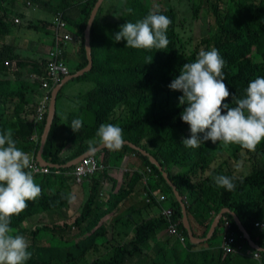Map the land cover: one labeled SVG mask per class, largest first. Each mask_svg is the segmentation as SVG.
<instances>
[{
    "label": "clouds",
    "instance_id": "1",
    "mask_svg": "<svg viewBox=\"0 0 264 264\" xmlns=\"http://www.w3.org/2000/svg\"><path fill=\"white\" fill-rule=\"evenodd\" d=\"M10 1L20 8L19 15L25 18L26 10L36 11L35 16L44 12L38 11L35 7L42 3H33L30 0ZM198 1L191 6L192 0H148L147 3L153 12H149L141 20L131 22L126 15L123 20L115 21L117 25L114 28V42L124 40L125 47L148 50L147 53L150 54L146 58L148 63H151L153 58L157 64L165 67L166 84L163 88L165 91L153 93L151 112L153 116H149V129L124 134L125 127L124 129L122 127L124 125L116 121L114 116L111 117L99 126L97 138L88 143L92 151L64 166L73 167L69 173H63L62 166H54L43 157L54 120L47 140L43 141V138L49 125L55 89L89 67L88 61L85 69L76 72L79 65H75L73 73L72 68L70 69L71 62L68 61L70 55L80 54L78 49H81V39L68 30L69 27L75 29L77 27L71 25L66 18L74 20L80 16L73 17L64 12L52 15L45 12L51 20L46 22V27L36 31L37 35L32 36L35 40L26 39V35L19 32L21 27L19 18L10 16L6 23L0 22V58L7 54L11 56L10 59L0 62L1 70L5 73L0 79L20 82L26 87L25 96L21 95V98L14 102L11 99L3 101L0 105V264H43V258L50 246V241L47 240L49 235L56 239V243H68L73 247L83 244V237L87 238L88 235L81 234L76 222L88 212V201L97 192L99 197L93 205L98 211L97 217L105 216L111 211L113 213L103 221L104 226L99 223L95 227L94 232L101 231V236L95 243L98 249L85 255L87 264L116 258V252L121 246L136 240L138 229L144 222L161 219L165 221L163 229L141 247V251L126 264H158L156 258L162 252L165 256L162 264L170 262L175 264V261H180L179 257L183 256L187 249L191 250L184 233L185 230L188 234L186 225L190 229L191 238L189 234L188 237L192 246H199L201 249V246L213 238L224 215L222 211L213 221L207 237L199 239L202 236L200 234L206 231V227L197 223L188 212V208L199 196L207 177L224 162L229 161L224 159L216 166L215 155L228 147H237L229 156L232 159L228 172L214 177L218 190L223 187L227 191H234L236 188L234 180L240 182L253 171H264V155L257 153L264 144V76L257 77L248 84L245 98L236 99L234 95L232 96L235 107H230L225 102L230 97V91L224 82L223 69L226 61L219 50L213 47L211 40L219 35L220 30H217L215 20L224 18L229 0ZM100 2L101 0L97 6ZM104 2L105 0L102 1L98 13ZM237 5L240 11L253 14L260 5H264V2L238 0ZM76 6L80 8L78 2ZM131 11L129 8L128 12ZM113 15L116 18L120 17L118 13ZM203 15L214 19L215 30H209L206 39L201 38L200 45H194L190 24ZM42 20L40 18L39 22ZM29 42L35 48L34 53L37 57L35 61L25 59L21 54L25 51L23 49L26 48L25 43L29 46ZM93 69L94 59L89 72L60 88L55 112V115L57 111L60 112L62 118L60 126L63 127V122L76 112L77 108L78 110L84 108L83 96L95 93L98 85L84 82L92 85V89L76 93L71 99L65 98L64 88ZM39 70L43 71L44 76L37 74ZM88 96L86 104L90 102ZM65 100L70 101L69 106L72 109L63 117L61 109ZM20 101L28 102L20 117L24 120L22 114L29 115L32 121L27 123L38 125L32 138L34 143L41 141L36 156L17 147V142L13 139V130L4 128L12 122L9 121L12 120L10 115L14 117L15 105ZM45 113L48 122L44 131L40 133L39 123L44 120ZM128 114V107L122 105L118 110V116ZM81 116V119L75 118L71 121L70 127L73 132L80 130L84 120L93 121L92 111H86ZM142 133L151 135L149 139L154 144L153 151L145 149L147 147L145 140L142 145L135 144ZM201 133L204 134L202 138L199 135ZM207 141L213 143L211 148L217 142L220 144L216 151L208 150L211 153L204 157L202 146ZM80 144L79 141L72 140V143L63 149L61 160L72 156ZM126 146L129 149L123 154L122 161H116L113 165L114 157ZM134 151L149 159L161 175ZM173 154L176 161L164 159ZM112 169L116 172L110 171ZM52 173L72 179L65 207L54 204L55 208L49 209L38 205L45 194L47 175ZM162 178L173 189V195L183 215L180 220L174 219L176 212L174 199L171 194L163 192ZM37 181H40V184H37ZM132 181L136 183L135 190L130 195L122 196L121 191L128 188ZM263 199L264 194H258L253 202L257 205ZM253 208L252 225L255 230L264 234V215L260 216V219L256 216L257 210L258 213L264 210V203ZM233 215L241 237L249 243L250 248L241 245L237 249L233 248V235L229 229H224V244L220 246L223 251L221 262L225 264L229 260L228 257L233 256V259L241 264L249 261L264 264L262 250L252 240L246 227L234 213ZM87 221L89 219L83 220ZM180 224L183 227H180ZM122 226L128 229L129 240H121ZM75 230L78 234L74 237L72 234ZM212 231L211 238L206 240ZM34 239L38 241L37 245L33 244ZM202 251L204 250L197 252L196 249V253H207ZM208 252L213 251L209 249ZM49 264H55V261Z\"/></svg>",
    "mask_w": 264,
    "mask_h": 264
},
{
    "label": "trees",
    "instance_id": "2",
    "mask_svg": "<svg viewBox=\"0 0 264 264\" xmlns=\"http://www.w3.org/2000/svg\"><path fill=\"white\" fill-rule=\"evenodd\" d=\"M30 1L38 4L44 2L47 13H51L52 15H58L59 12L68 14L67 10L71 6V2L60 6L55 1ZM77 2L81 9L80 17L74 20L66 19L71 25H76L79 31V38L81 39L79 56L82 60L81 64L76 68V72H79L88 66L85 49V31L99 0H78ZM112 2H117L124 10L128 8L132 10L128 15V20L131 22L141 20L149 12H153V9L147 3L148 0H105L102 4L92 26L94 69L89 74L74 81L78 83H95V85H98V90L89 96H83V102H85L84 108L81 107V110L74 112L63 122V128L66 130L62 133L65 134L63 137L58 132L62 118L60 112L57 111L46 148L43 150V157L54 166H62L63 173H69L73 169V167L68 168L64 166L87 152L92 151V147L88 143L97 138L96 132L99 126L111 117L114 116L116 121H120L124 125L122 126L123 129L125 127L124 134L149 129V116L152 112L153 93L155 91H165L163 89L166 84L164 79L165 67L157 64L153 58L152 62L148 63L146 59L150 56L147 53L148 50L125 47L126 41L124 40L114 42V27L110 26L112 23H107V25L101 24L102 13ZM236 2L238 3V0H229L224 18L222 20H215L217 30H220V32L217 37L214 36V39L211 40L213 41V47L219 50L220 55L226 61L223 69L224 82L230 91V97L225 102L230 107L236 106L234 100L232 101L233 95L236 99L245 98L248 84L255 78L264 76V5H260L255 13L249 14L247 11H240ZM116 25L114 24V26ZM10 58L11 56L7 54L0 58V62ZM4 74L0 66V76H4ZM37 74L44 76L42 70H39ZM25 91L26 87L20 82L14 83L8 79H0V105L3 101H9L11 99L14 102L20 99L21 95L25 96ZM87 96L90 100L88 104H86ZM131 99H135L137 104L129 110L128 115L118 116V110L122 105H126L129 109ZM27 104V101H20L15 105V118L13 120L16 121H12L10 124L8 123V127L4 128L5 130L8 128L13 130V139L17 142V147L36 156L40 150L41 141L40 143H34L32 138L38 125L35 126L27 123L20 117V114L24 111V107ZM86 111L93 112V121L88 122L87 119L84 120L80 130L73 132L70 127L71 121L75 118L81 119V115ZM46 122H48L47 113H45L44 120L39 123L40 133L44 131ZM150 137L151 135L142 133L135 144L142 145L145 140L147 145L145 149L149 152L153 151L154 144L149 139ZM72 140L79 141L81 143L80 146L76 151H73L72 156L61 160L63 149L72 143ZM219 144L220 142H217L211 148L213 143L207 141L202 146L204 157H207L211 153L208 150L216 151ZM128 149L129 147L127 146L120 149V154L116 155L117 162L122 161L123 154ZM134 153L140 159L145 160L156 173L161 175L160 171L151 164L149 159L143 157L136 151ZM257 153L264 155V144L257 150ZM193 157L195 158L194 155ZM164 159L166 161H176L174 154ZM52 169L53 171L55 170V168ZM229 169V161L224 162L220 167L215 169L204 181L199 196L190 208H188L189 214L191 213L193 215L195 221L206 227V231L199 239H205L207 237L213 221L224 211V215L219 221L213 238L206 243L213 252L207 251V253L203 254L188 253V251H185V254L179 257L180 261H175V264H185V262H187L186 264H224L221 262V258H223V251L220 249L221 244H215L223 236L224 229H229L233 235V248L237 249L239 245L244 246V248H250L249 243L241 237L233 213L240 223L246 227L252 240L262 250L261 255L264 258V234L259 233L252 225L253 207L264 203V199L258 202L257 205L253 202L256 195L264 194V171H253L250 176H247L243 181L240 180V182L234 180L236 185L234 191H227L223 187L218 190L214 183V177L216 175H223ZM47 176L46 187L44 186L45 194L42 200L38 202V205L49 209L55 208L54 204L65 207L71 189L72 179L53 173ZM162 180L163 192L171 194L174 199L176 208L174 219L180 220L183 215H181L178 201L173 195V189L166 180L164 181L163 178ZM172 180L175 181L174 178ZM135 187L136 183L132 181L128 188L121 191L122 196L132 194ZM98 197L99 192L90 197L87 204L88 212L84 213L76 222L79 225L81 234L88 235L87 238L83 237L84 243L73 247L68 243H56L55 238L53 239L50 235L47 236V240L50 241V246L43 258V264H49L52 261H55V264H87L85 255L90 251L98 249L95 243H97V239L101 236V231L94 232L95 227L99 223L101 226H104L103 221L113 213L111 211L105 216L97 217L98 211L93 208V205L96 203ZM85 219H89V221L83 222ZM164 226L165 221L163 219L144 222L138 229L135 241L131 240L125 246L119 245L121 248L117 250L116 258L100 260L95 264H126L133 260L132 257L141 251V247L150 239L154 238L156 233L163 229ZM180 227H183V225L180 224ZM184 233L188 240V246L192 249L193 246L185 230ZM120 237L122 241L129 240V231L124 226H122L120 231ZM37 242L34 239L33 244L37 245ZM233 258V256H229V260L225 264H241ZM169 264L172 263L170 262Z\"/></svg>",
    "mask_w": 264,
    "mask_h": 264
},
{
    "label": "rangeland",
    "instance_id": "3",
    "mask_svg": "<svg viewBox=\"0 0 264 264\" xmlns=\"http://www.w3.org/2000/svg\"><path fill=\"white\" fill-rule=\"evenodd\" d=\"M50 2H56V4H67L68 2H71V6L70 8L67 10L68 14H71L73 17H78L80 16V8L76 6V3L78 0H49ZM250 1H254L255 3H261L264 2V0H250ZM198 0H192L191 6H193V3H198ZM25 7H29L24 5ZM37 8L38 11L43 10L44 12H40L38 15H34V13L36 11H31V10H26L27 14H26V18L24 16H20L19 15V7L12 3L10 0H0V22L1 23H6V21L9 19L10 16H13L14 18L17 17L20 19V24L21 27L19 28V32L23 35H26V39H30V40H35L32 38V36H35L37 34L36 31L39 28H44L46 27V22L50 21L51 18H48L49 16L45 13L47 12L45 7H44V3L40 4V5H36L35 6ZM129 9V8H128ZM127 10L122 9L117 2H112V4L107 7V9L105 8L104 12L102 13V20H101V24L102 25H107V23H112L110 26L114 27L115 21H121L123 20L126 15H129V12ZM118 13L120 15L119 18H116L113 14ZM42 18L43 20L41 22H39V19ZM48 18V19H46ZM31 23V24H29ZM38 24V25H36ZM190 26L192 27V36H193V43L194 45H200V41L201 38L206 39L207 37V32L209 30L214 31V19L211 18V16H207V15H203V17H200L197 21H195L194 23H191ZM68 30H71L72 33H74L75 35L79 36V31L77 29H75L74 27H69ZM42 34H40L39 37H41ZM25 47H23V49L25 51H23L21 54L25 59H30L35 61V59L37 58L34 51L35 48H33L31 46V42H29V46L28 43H25ZM205 49V48H203ZM80 50V49H78ZM81 58L79 55H77L76 53L72 54L69 56L68 61L71 62L70 64V69L72 68V72L75 73V65H80L81 64ZM92 89V85H89L88 83H78V82H74V83H70V85H68L67 87L64 88V95L65 98L71 99L76 93L85 91V90H89ZM137 104V101L135 99H131V101L129 102V109L128 111L133 108L135 105ZM70 104H68L67 102H63L62 106H64V109H61V111L63 112V114H67L72 107L69 106ZM78 111V108L76 109ZM124 112H127L124 110ZM22 116L25 117V119L23 121L28 122V121H32V117L26 114H22ZM151 117L153 116V113H151L150 115ZM10 117L12 118V120H9L8 118H6L9 121H16L13 120L15 117H13L12 115H10ZM58 132L59 135L61 134V137H63L62 134L64 133L66 130L62 127L59 126L58 127ZM200 137H203V133L199 134ZM126 141V138H124ZM237 150L236 146H232V147H228L225 150H223L222 152L216 154V158L214 161L215 165L218 166L220 162H222L224 159H228L229 162L231 161V157H229L234 151ZM113 165L116 164V157H114L113 160ZM112 172H116L115 170L113 171L110 170ZM37 184H40V181L36 182ZM264 215V210L261 213H258V210L256 211V216L257 218H259L260 216ZM195 219V218H194ZM260 219V218H259ZM257 219V220H259ZM194 221L192 222V226H193ZM197 230V229H195ZM78 234V231L75 230L73 231L72 236H76ZM197 234V232H196ZM113 233H110V236H112ZM202 235V233L200 234ZM215 244H224V239L223 236L215 242ZM201 249H199V246H193L192 249L190 251H188V253H196V249L197 252H199L200 250H204V251H208L209 247L208 245H204L200 247ZM202 251V252H204ZM178 258V257H177ZM156 261L158 262V264H162L165 261V256L164 253L162 252V254L156 258ZM189 262V261H188ZM187 262H185L186 264ZM246 264H255L253 261H249Z\"/></svg>",
    "mask_w": 264,
    "mask_h": 264
},
{
    "label": "water",
    "instance_id": "4",
    "mask_svg": "<svg viewBox=\"0 0 264 264\" xmlns=\"http://www.w3.org/2000/svg\"><path fill=\"white\" fill-rule=\"evenodd\" d=\"M102 1L103 0H101L100 4L94 10L92 18H90L89 23H88L87 28H86V31H85V45H86V52H87V57H88V61H89V67L86 70H84L83 72L77 74L75 77L67 79V81H65L59 88L55 89V92L53 95V104H52V109H51V114H50L49 125H48L47 131H45L43 141L47 140L49 130L51 128V125L53 124V120H54V116H55V112H56V99H57L58 92H59L60 88H62L65 83L84 75V73H87V72H89L90 69H92L93 57H92V45H90V30H92L94 19L98 13V10H99V7H100ZM176 197H178V196H176ZM185 221H186V219H185ZM186 227L188 230V234L191 238V233H190V229H189L188 225H186ZM212 234H213V231L211 232V234L208 236V238L206 240L210 239Z\"/></svg>",
    "mask_w": 264,
    "mask_h": 264
},
{
    "label": "crops",
    "instance_id": "5",
    "mask_svg": "<svg viewBox=\"0 0 264 264\" xmlns=\"http://www.w3.org/2000/svg\"><path fill=\"white\" fill-rule=\"evenodd\" d=\"M63 102H67L68 104H70V101H68V100H65V101H63ZM62 109H64V106H62ZM65 116V114H63V117Z\"/></svg>",
    "mask_w": 264,
    "mask_h": 264
}]
</instances>
